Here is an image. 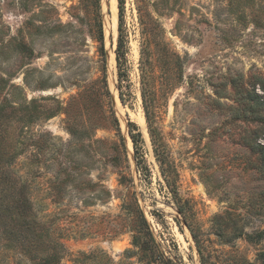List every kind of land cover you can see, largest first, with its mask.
Masks as SVG:
<instances>
[{
    "label": "rangeland",
    "instance_id": "1",
    "mask_svg": "<svg viewBox=\"0 0 264 264\" xmlns=\"http://www.w3.org/2000/svg\"><path fill=\"white\" fill-rule=\"evenodd\" d=\"M170 4L181 13L149 8L145 107L134 0L120 84L116 0H0V264H200L193 235L208 264L264 252L246 240L264 231V169L246 141L264 111L243 99L264 95V0Z\"/></svg>",
    "mask_w": 264,
    "mask_h": 264
},
{
    "label": "trees",
    "instance_id": "2",
    "mask_svg": "<svg viewBox=\"0 0 264 264\" xmlns=\"http://www.w3.org/2000/svg\"><path fill=\"white\" fill-rule=\"evenodd\" d=\"M115 1V0H114ZM117 1V8H118V36H117V42H116V48L114 50L115 54V62L117 67V77L119 84L124 81V78H126L124 74V63H125V56L127 53V39L126 35L124 34L123 30V14H124V4L125 0H116ZM135 4L137 5V12L139 13V22L141 25V35H142V49L140 51L141 54V65H140V83H141V97L143 100V103L146 105L148 104L149 98L148 96L155 95V78H154V70H155V60L153 58V52L152 48L159 46L158 40H157V33L158 26L155 23V20L151 16V13L149 12V8L155 9L154 11L158 12V15H173L174 13L180 14V9L176 8L175 4H170V0H134ZM99 40L101 43H103V30L101 23H99ZM101 55L103 58V63L105 64V57H104V51L103 48L101 50ZM262 91L264 92V87H261ZM249 96H245L243 99L247 100V103H252L249 106V109L251 113L257 114L259 111H264V95H257L253 94L251 96V92H249ZM119 98L121 102L124 103L123 94L120 92ZM252 98V99H251ZM136 129V126L132 123L128 124V137L130 139V142L132 143L135 158L137 157V143L142 142L141 134L140 132L134 133V130ZM261 132H264L262 128L258 127L252 132V136H249L246 141L247 145L251 149L252 152L257 153V155L261 158V166L264 169V147L257 144L258 139H262L264 141V133L261 134ZM261 135H260V134ZM153 143L155 145H159L158 140H156L155 136H153ZM157 142V144H156ZM255 149H258V151H255ZM156 157L160 158V162L163 163V160L161 159L162 154L155 150ZM137 159V158H136ZM165 165V163H163ZM170 171L167 168H163L162 166V175L164 177V180L168 186H170V179L168 178V174ZM27 203V202H26ZM25 203L26 209L27 204ZM182 213V209H180ZM238 236L241 235L242 229H239ZM193 238L195 239V245L197 248V252L199 254L200 258V264H208L206 262V259L202 253V249L199 246V243L197 242L195 236L193 235ZM264 238V231L257 232L254 234H250L246 237L247 242L253 245H257L261 239ZM155 257H157L159 260L163 261L164 264H172L169 260H164L163 257L160 256V254H157ZM156 260V258H155ZM50 264H54L53 261H50ZM244 264H264V252L259 251L256 254V258L254 262L245 261Z\"/></svg>",
    "mask_w": 264,
    "mask_h": 264
},
{
    "label": "bare ground",
    "instance_id": "3",
    "mask_svg": "<svg viewBox=\"0 0 264 264\" xmlns=\"http://www.w3.org/2000/svg\"><path fill=\"white\" fill-rule=\"evenodd\" d=\"M139 121H140V123H142V124H143V119H142V118H140V119H139Z\"/></svg>",
    "mask_w": 264,
    "mask_h": 264
}]
</instances>
